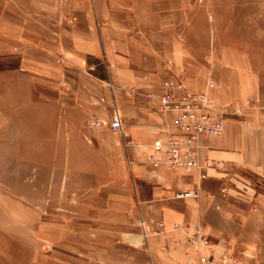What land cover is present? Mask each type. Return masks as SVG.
Instances as JSON below:
<instances>
[{"label": "crops", "instance_id": "0c3cea01", "mask_svg": "<svg viewBox=\"0 0 264 264\" xmlns=\"http://www.w3.org/2000/svg\"><path fill=\"white\" fill-rule=\"evenodd\" d=\"M48 3L0 0V104L14 111L1 112L0 126L22 127L12 140L0 130V159H17L0 173L36 172V127L49 125L38 109L59 108L61 125L76 126L84 152L99 160L84 171L99 176L76 187L89 190L76 216L46 212L25 219L33 223L25 230L0 227V264H102L126 242L154 264H182L194 247L175 222L200 225L217 258L234 251L245 264H264V66L213 39L187 0H97L75 21ZM169 78L180 79L177 93L205 91L226 111L223 135L199 137L203 169L150 161L154 141L173 130L159 109ZM116 107L122 132L91 126ZM191 188L198 197L165 191ZM142 218L165 226L145 236Z\"/></svg>", "mask_w": 264, "mask_h": 264}, {"label": "rangeland", "instance_id": "374dc122", "mask_svg": "<svg viewBox=\"0 0 264 264\" xmlns=\"http://www.w3.org/2000/svg\"><path fill=\"white\" fill-rule=\"evenodd\" d=\"M48 1L50 5L57 7L59 13L62 12L69 20L75 21V17L80 18L92 12L97 0ZM187 1L194 4L190 7L194 8L192 12L197 13L198 17L203 16L207 19L205 27L213 39L220 40L222 44L233 50L244 48L245 53L254 57L256 64L264 66V0ZM199 26L198 20V39L202 32ZM39 105L40 108L42 105ZM1 112L6 116L9 115L10 118L14 113L12 109H7L3 104H0V115ZM60 114L59 108L38 109V119L48 118L49 125L36 127L35 173H29L27 167L22 168L21 173H0V227L12 230L14 226L18 228L20 225L22 230H25L27 224H33L25 222V219L30 216L35 217V215H45L46 212L76 216L75 206L79 201L85 200L89 192V190L76 187L85 184L90 178L99 176L86 173L90 170L88 165L98 166L99 160L95 159L92 152H84L82 139H86L85 135L79 134L76 126H62ZM73 116L77 119V115ZM21 128V126L14 125L0 126L6 139L11 140L14 135L20 133L18 130ZM11 153L12 151L8 152V154ZM16 161V158L10 156L3 160L0 159V164L12 165ZM60 167L65 171L64 173H48L52 169L57 171ZM67 167L69 172H66ZM77 168L80 172L87 171L78 173ZM50 178L54 180L53 188L45 189L46 182ZM13 219L20 220V222L13 221ZM145 220L149 227L156 226L151 220ZM140 227L142 228L141 223ZM142 232L144 234L143 228ZM126 244V247H122L123 250L109 249L103 255L107 262H102V264H154L150 255L142 254L135 246H130L127 242ZM228 252L235 253L234 251ZM23 258L22 255V260ZM22 264H24L23 261Z\"/></svg>", "mask_w": 264, "mask_h": 264}, {"label": "built area", "instance_id": "2783aa9c", "mask_svg": "<svg viewBox=\"0 0 264 264\" xmlns=\"http://www.w3.org/2000/svg\"><path fill=\"white\" fill-rule=\"evenodd\" d=\"M180 85L179 78H169L164 82L168 90L160 97L159 109L165 116L166 123L173 130L167 132L165 141L161 139L154 141L150 161L153 166L165 169L185 166L203 169L205 166L200 161L199 137L223 135L226 111L217 108L214 97L205 91L177 93L175 89ZM122 124V114L117 107L110 120L97 118L91 122V126L108 125L113 131L120 132H122ZM206 177L207 173L200 171V180ZM226 190V187L222 188V191ZM165 191L172 193L175 198L199 196L197 188L166 189ZM149 204L152 205L151 202ZM140 223L145 236L148 233H159L165 226L162 221L153 228L148 226L145 219H141ZM173 227L182 232L190 245L194 247L195 256L182 264H244L243 260L233 252H224L217 258L215 243L209 235L204 233L200 225H196L192 231L188 223L175 222Z\"/></svg>", "mask_w": 264, "mask_h": 264}]
</instances>
